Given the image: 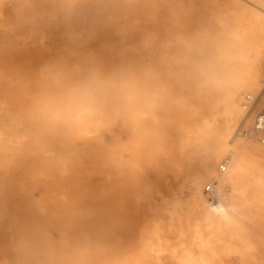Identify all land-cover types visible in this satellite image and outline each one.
Returning <instances> with one entry per match:
<instances>
[{"label": "clouds", "instance_id": "clouds-1", "mask_svg": "<svg viewBox=\"0 0 264 264\" xmlns=\"http://www.w3.org/2000/svg\"><path fill=\"white\" fill-rule=\"evenodd\" d=\"M83 13L102 17L122 37L138 31L139 44L131 58L110 67L92 53L50 59L30 74L0 65V121L26 126L38 143L56 137L76 155L91 144H79L74 130L99 123L94 143L107 149L111 143L105 137L114 129L139 131L137 114L147 115L146 125L166 129L194 99L222 97L235 85L242 42L227 29L203 25L185 37L192 15L186 0H3L0 53L16 47L19 33H34L57 19L70 24ZM177 36L183 39L180 47L174 42ZM54 171L51 164L29 170L19 186L31 194ZM0 172L2 184L10 173L3 165ZM34 204L37 219L15 229L8 245L11 255L0 251V264H128L125 249L103 228L73 231L92 215L90 209L44 193Z\"/></svg>", "mask_w": 264, "mask_h": 264}, {"label": "bare ground", "instance_id": "bare-ground-1", "mask_svg": "<svg viewBox=\"0 0 264 264\" xmlns=\"http://www.w3.org/2000/svg\"><path fill=\"white\" fill-rule=\"evenodd\" d=\"M212 2H221L222 8L217 15L206 17L194 12L196 1L186 0L192 15L184 35L190 37L196 27L203 25L227 29L238 36L242 45L234 66L235 85L222 97L196 99L203 105L202 122L180 143L182 160L175 173L180 187L165 185V192L157 197L162 204L146 207L139 246L128 257V264H264V122L262 130L256 126L258 118L264 120V0ZM43 27L45 33L40 34L38 29L27 37L54 39V58L80 54L86 28V35L116 56L124 52L132 56L131 50L140 41L138 31L122 37L102 17L87 13L70 24L57 19L52 29L51 21ZM174 42L180 47L183 39L177 36ZM89 49L84 54L90 53ZM74 133H83L84 143L91 144L76 155L45 141L38 144L31 139L30 145L37 153L62 152L67 156L62 159L75 167L82 164V155L88 151L100 154L96 160L102 161L103 168L110 164L104 152H122L118 138L105 149L85 140L82 126ZM29 135L28 128L18 122L0 121L2 146L20 144ZM77 170L82 172L81 166ZM143 195L151 200L150 194ZM73 203L88 208L84 192Z\"/></svg>", "mask_w": 264, "mask_h": 264}, {"label": "rangeland", "instance_id": "rangeland-1", "mask_svg": "<svg viewBox=\"0 0 264 264\" xmlns=\"http://www.w3.org/2000/svg\"><path fill=\"white\" fill-rule=\"evenodd\" d=\"M194 1L198 6L193 10L200 16L217 15L222 8L221 2L217 4L212 0ZM2 3L3 0H0V4ZM4 12L6 15L11 14L7 9ZM195 24L196 19L193 18L192 25ZM53 26L54 20L51 21V29ZM87 31L88 28L84 30L80 54H84L89 46V52L94 53L103 64L109 67L132 57L126 52L124 55L116 56L109 50L104 51L86 35ZM29 33H19L20 39L16 47L8 48L0 53V65L17 67L23 73L30 74L54 58V39L43 40L39 35L36 40H31L27 37ZM39 33H45L43 25L40 26ZM107 41L112 42V39ZM175 44L179 47L178 42ZM122 46L127 47L129 44ZM202 108L203 105L194 99L183 112L177 114L174 123L166 129L157 125H146L149 119L147 115L137 114L135 121L140 125L137 133L133 134L128 128H117L112 131L111 136L105 137L106 142L111 143L110 146L114 145L117 138L121 140L122 152H104L110 164L103 168L102 161L96 160L100 154L88 151L82 155L80 165L82 172L77 170L80 166L75 167L69 161L63 160L62 157L67 156L62 152L48 151L45 156V152L37 153L32 150L30 135L24 137L20 144H10L5 147L0 142V165L7 167L10 173V177L0 184V251H3L5 255H11L8 245L15 229L31 224L37 219L34 201L43 193L52 200L73 202L84 192L88 208H85V204L83 208L90 209L92 215L73 231H92L103 228L112 237V242L122 246L129 257L139 246V232L145 217L144 210L151 204L159 207L162 201L157 197L165 192V185L176 186L179 182L175 173L182 160L180 143L187 139L190 129L201 124ZM81 126L86 136L85 140L94 142L100 124L86 123L78 127ZM82 134L74 133L79 138V144H84ZM112 136H114L113 140ZM45 142L51 146L57 144L65 148L56 137H49ZM20 147L25 148L23 154L18 152ZM47 164L54 166L55 171L46 182L41 183L31 194L22 191L19 180L24 173L29 170L38 172ZM218 166L219 164L217 169ZM0 175L3 173L0 172ZM177 186L180 187L178 184ZM145 193L151 195L150 201L144 198ZM83 203H86V200ZM55 228L56 225L50 228L54 235Z\"/></svg>", "mask_w": 264, "mask_h": 264}, {"label": "built area", "instance_id": "built-area-1", "mask_svg": "<svg viewBox=\"0 0 264 264\" xmlns=\"http://www.w3.org/2000/svg\"><path fill=\"white\" fill-rule=\"evenodd\" d=\"M263 122H264V120H263L261 117L258 118V123L256 124V126H259V130H262L261 126H262V123H263ZM225 166H226V165L222 166V169H223V170L226 169ZM210 188H211V187L208 186V187H207V190L210 191V190H211Z\"/></svg>", "mask_w": 264, "mask_h": 264}, {"label": "snow or ice", "instance_id": "snow-or-ice-1", "mask_svg": "<svg viewBox=\"0 0 264 264\" xmlns=\"http://www.w3.org/2000/svg\"><path fill=\"white\" fill-rule=\"evenodd\" d=\"M262 7H264V5H262Z\"/></svg>", "mask_w": 264, "mask_h": 264}]
</instances>
